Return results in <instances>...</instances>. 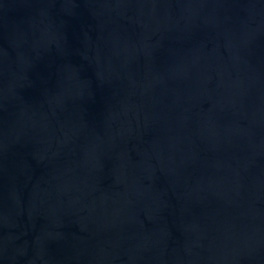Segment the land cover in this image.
<instances>
[{
  "label": "water",
  "instance_id": "95a60500",
  "mask_svg": "<svg viewBox=\"0 0 264 264\" xmlns=\"http://www.w3.org/2000/svg\"><path fill=\"white\" fill-rule=\"evenodd\" d=\"M0 264H264V0H0Z\"/></svg>",
  "mask_w": 264,
  "mask_h": 264
}]
</instances>
